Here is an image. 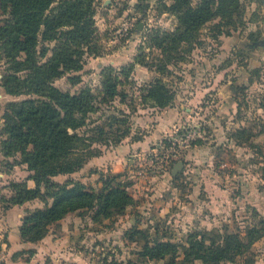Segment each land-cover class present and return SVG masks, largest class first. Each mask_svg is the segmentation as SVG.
Listing matches in <instances>:
<instances>
[{
  "label": "rangeland",
  "instance_id": "rangeland-1",
  "mask_svg": "<svg viewBox=\"0 0 264 264\" xmlns=\"http://www.w3.org/2000/svg\"><path fill=\"white\" fill-rule=\"evenodd\" d=\"M171 3L97 0L102 54L87 58L77 73L80 84L73 86L68 75L55 84L72 93L85 87L96 93L103 67L113 64L119 68L132 62L141 46L146 61L158 64L161 53L150 48L146 38L154 30L175 28V17L163 7ZM238 4L234 23L223 25L222 34L216 36L215 25L228 19L223 21L219 15L201 30L198 39L175 50L172 75L163 79L176 92L170 108L178 111L179 118L149 149L124 153L119 147L127 138L117 140L113 131L118 126L110 129L109 117L119 114L118 110L130 115L135 139L152 131L164 110L142 103L140 89L160 78L153 67H137L135 82L124 87L128 92L125 103L116 100L113 105H102L92 117L95 123L106 124L105 140H98L88 151L100 153L96 164L79 171L76 178L96 190L101 175L107 174L102 170H121V180L135 204L101 221H93L89 210L71 213L52 224L48 235L36 244L10 243L11 229L0 226V264H164L170 257L158 261L142 256L146 241L187 244L196 231H208L211 236L239 234L248 241L247 232L264 222V5L260 0H238ZM228 10L222 4L221 13ZM4 70L1 63L0 82ZM24 98L5 95L0 86V142L8 132L3 119L6 105ZM120 156L122 164L115 162ZM179 162L183 166L174 175ZM65 178L57 180L63 183ZM36 204L43 207L39 201L31 203ZM4 208L0 202V218ZM27 208L20 211L24 216ZM182 256L181 252L179 260ZM245 258L253 259L252 264H264V237L255 239L236 263L221 264H244Z\"/></svg>",
  "mask_w": 264,
  "mask_h": 264
},
{
  "label": "trees",
  "instance_id": "trees-1",
  "mask_svg": "<svg viewBox=\"0 0 264 264\" xmlns=\"http://www.w3.org/2000/svg\"><path fill=\"white\" fill-rule=\"evenodd\" d=\"M96 1L0 0V64L5 65L0 86L7 95L25 97L6 105L3 119L8 132L0 142V151L4 157L13 158L15 165H27L29 179L34 182V187L27 181L9 182L10 194H2L0 189V202L5 210L35 200L43 203L42 208L28 210L22 218L20 237L24 242L39 243L52 224L71 213L89 210L93 221H101L135 204L121 173L102 174L96 190L71 177L63 183L54 178L77 173L92 157L100 155L88 151L98 140H105L106 124L99 125L92 117L102 105H113L116 100L125 103L128 92L124 87L135 82L136 65L153 67L160 75L146 89H140L141 102L159 109L173 106L176 92L163 77L172 75L170 64L175 50L198 39L201 30L219 15L223 21L228 19L215 25L216 36L222 34L223 25L234 23L233 13L239 6L238 0H201L196 5L194 0H172L163 7L175 17V28L154 30L146 38L149 47L161 53L158 64L146 61L145 47L141 46L132 62L119 68L103 67L96 93L89 87L75 93L64 91L56 80L68 75L73 86L80 84L77 73L84 69L87 58L102 54ZM222 4L229 8L225 15L221 13ZM118 111L109 117V128L118 126L113 132L121 142L131 134V124L130 115ZM247 237L244 241L239 234L211 236L208 231H196L187 244L146 241L142 256L158 261L170 257L164 264L236 263L239 257H245L255 239L264 237V222L251 228ZM253 262L245 258L244 264Z\"/></svg>",
  "mask_w": 264,
  "mask_h": 264
},
{
  "label": "crops",
  "instance_id": "crops-1",
  "mask_svg": "<svg viewBox=\"0 0 264 264\" xmlns=\"http://www.w3.org/2000/svg\"><path fill=\"white\" fill-rule=\"evenodd\" d=\"M111 65L115 66L113 64H111ZM139 66L140 65H136L135 69H137V67H139ZM4 94L7 95L5 93V91H4ZM159 110H162V109H159ZM163 110L164 111L162 112L161 117L159 116L160 119L157 120L158 122L156 123V125H154L152 131H148L146 135H143L139 139L133 138L134 137L133 134L129 135L128 137H126L127 139L122 141V145H120L119 148H123V150H124L123 152L127 153V154L130 153L131 151H134L138 154V152L140 150L143 151V150L149 149L151 147V145L156 141V139H161L163 137L162 136L163 131L167 130L171 125H175V123L177 122V120L179 118L178 117L179 113L175 108L167 107ZM144 127H146V124H144L143 128ZM97 157L98 156L92 157L80 171H84V169H86V167L87 168L91 167V165L93 163L96 164V161L98 159ZM16 159L19 160V158H16ZM122 159H123L122 156L117 157V160L115 162L122 164ZM8 164L9 165L12 164V166L8 167V169H7L6 165H8ZM15 164L16 163H15L13 158L4 157L3 153L0 151V189H1V193L5 194L7 196H9V194H10L7 186L9 184V182H11V181H15V182L27 181L29 187H34V182L29 179L31 172L27 169V165L19 164V163L17 165H15ZM102 171H103V173L111 172L114 174H118L121 172V170H113V169L102 170ZM77 174H78V172L74 173L70 176L59 175V176L55 177L54 179H55V181H58L57 179L60 177H66L65 179H68L71 177L73 179H76V180H79V181L85 183L84 179L76 178ZM98 185H99V187L101 186L100 181L98 182ZM31 203H38V200L25 203L22 206H14L8 210H5V212L3 214V218H0V226L1 227L8 226L11 229V231L9 232V238H8V241L10 243H13L16 241H21L20 226L22 224V218L24 215L20 211H23L26 207H28V205L30 208H27V209H29V210H34L36 208H42V206L39 204L32 206ZM15 216L18 217V220L15 219Z\"/></svg>",
  "mask_w": 264,
  "mask_h": 264
},
{
  "label": "water",
  "instance_id": "water-1",
  "mask_svg": "<svg viewBox=\"0 0 264 264\" xmlns=\"http://www.w3.org/2000/svg\"><path fill=\"white\" fill-rule=\"evenodd\" d=\"M260 1H261L262 4L264 5V0H260ZM182 166H183V163H182V162H179V163L177 164V166L175 167V169H174V171H173V174L175 175L178 171H180L181 168H182Z\"/></svg>",
  "mask_w": 264,
  "mask_h": 264
}]
</instances>
